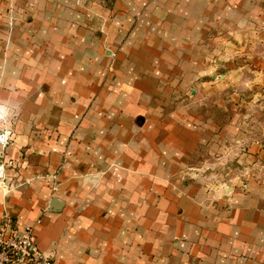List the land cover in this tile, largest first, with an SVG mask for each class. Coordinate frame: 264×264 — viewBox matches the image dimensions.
Masks as SVG:
<instances>
[{
    "label": "crops",
    "instance_id": "0c3cea01",
    "mask_svg": "<svg viewBox=\"0 0 264 264\" xmlns=\"http://www.w3.org/2000/svg\"><path fill=\"white\" fill-rule=\"evenodd\" d=\"M13 1L0 220L33 226L54 264H264L263 194L196 178L232 144L204 100L244 47L242 1Z\"/></svg>",
    "mask_w": 264,
    "mask_h": 264
},
{
    "label": "rangeland",
    "instance_id": "374dc122",
    "mask_svg": "<svg viewBox=\"0 0 264 264\" xmlns=\"http://www.w3.org/2000/svg\"><path fill=\"white\" fill-rule=\"evenodd\" d=\"M241 1L234 8L249 23L244 47L235 50L230 61L213 65L215 75L207 82L217 79L218 95L211 100L206 96L204 100L222 110L218 113L219 120L232 122L235 128L232 144L228 145L227 155L218 158L214 170L197 172L196 178L208 187L236 184L247 192L256 190L264 196V24L258 18V6L263 1ZM13 9L14 1L10 0L9 11ZM4 19L11 22L10 16ZM6 53L7 48L5 56Z\"/></svg>",
    "mask_w": 264,
    "mask_h": 264
},
{
    "label": "built area",
    "instance_id": "2783aa9c",
    "mask_svg": "<svg viewBox=\"0 0 264 264\" xmlns=\"http://www.w3.org/2000/svg\"><path fill=\"white\" fill-rule=\"evenodd\" d=\"M7 129L0 128V146L7 148L10 142ZM6 170L0 164V185L6 183ZM0 264H54L52 254L41 250L33 226L20 229L13 218L0 220Z\"/></svg>",
    "mask_w": 264,
    "mask_h": 264
},
{
    "label": "clouds",
    "instance_id": "9594fccd",
    "mask_svg": "<svg viewBox=\"0 0 264 264\" xmlns=\"http://www.w3.org/2000/svg\"><path fill=\"white\" fill-rule=\"evenodd\" d=\"M0 111H2V109H0Z\"/></svg>",
    "mask_w": 264,
    "mask_h": 264
}]
</instances>
